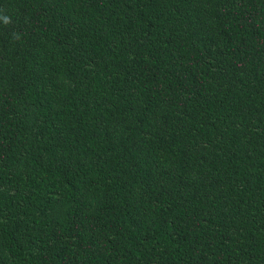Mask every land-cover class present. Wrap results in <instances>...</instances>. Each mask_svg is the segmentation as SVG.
<instances>
[{
  "label": "trees",
  "instance_id": "16d2710c",
  "mask_svg": "<svg viewBox=\"0 0 264 264\" xmlns=\"http://www.w3.org/2000/svg\"><path fill=\"white\" fill-rule=\"evenodd\" d=\"M0 264H264V0H0Z\"/></svg>",
  "mask_w": 264,
  "mask_h": 264
},
{
  "label": "clouds",
  "instance_id": "9594fccd",
  "mask_svg": "<svg viewBox=\"0 0 264 264\" xmlns=\"http://www.w3.org/2000/svg\"><path fill=\"white\" fill-rule=\"evenodd\" d=\"M3 19H4V22L5 23H8L9 22V19L7 17H4Z\"/></svg>",
  "mask_w": 264,
  "mask_h": 264
}]
</instances>
